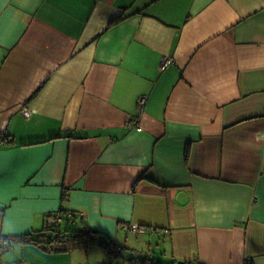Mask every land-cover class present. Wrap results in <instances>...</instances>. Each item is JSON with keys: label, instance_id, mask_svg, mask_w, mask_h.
I'll return each mask as SVG.
<instances>
[{"label": "crops", "instance_id": "obj_1", "mask_svg": "<svg viewBox=\"0 0 264 264\" xmlns=\"http://www.w3.org/2000/svg\"><path fill=\"white\" fill-rule=\"evenodd\" d=\"M0 136V264H264V0H0Z\"/></svg>", "mask_w": 264, "mask_h": 264}, {"label": "trees", "instance_id": "obj_2", "mask_svg": "<svg viewBox=\"0 0 264 264\" xmlns=\"http://www.w3.org/2000/svg\"><path fill=\"white\" fill-rule=\"evenodd\" d=\"M4 138V136H0ZM6 139V136H5ZM51 214L48 215L50 217ZM74 216V215H73ZM2 215L0 214V218ZM69 219V218H68ZM72 219H69L71 221ZM69 225V223H68ZM74 228H64L62 224L58 225H47L43 231H39L36 233L28 234L22 237H14L11 238L12 242H21V243H31L38 246L45 247L46 245H50L52 242H63V240H69V242H72L73 240H77V238L82 237V243L87 244L90 243L93 238L97 234L90 232L89 230H80L78 234L74 235L73 233ZM76 244V243H75ZM0 249L2 250V253L0 255H3V253L6 251V246L4 243H0Z\"/></svg>", "mask_w": 264, "mask_h": 264}, {"label": "built area", "instance_id": "obj_3", "mask_svg": "<svg viewBox=\"0 0 264 264\" xmlns=\"http://www.w3.org/2000/svg\"><path fill=\"white\" fill-rule=\"evenodd\" d=\"M172 63V60L170 59H165L162 63V68H166L167 66H169L170 64ZM141 104H143V100H141L140 102ZM25 115L27 117H29V112L28 111H25ZM73 217V214H70L69 218L72 219ZM63 221V218L57 214V215H54V216H50L48 217V225H58V224H61ZM135 231H137V228H134ZM2 253V250L0 249V254Z\"/></svg>", "mask_w": 264, "mask_h": 264}, {"label": "rangeland", "instance_id": "obj_4", "mask_svg": "<svg viewBox=\"0 0 264 264\" xmlns=\"http://www.w3.org/2000/svg\"><path fill=\"white\" fill-rule=\"evenodd\" d=\"M73 244H75L74 241L68 243V245H70V246L73 245ZM145 246H146V243H145ZM72 247H73V246H72ZM161 253H163V252H161ZM156 260H158V258H155V257L151 256V261H152V263H155ZM161 261H163V259H161ZM130 264H131V263H130Z\"/></svg>", "mask_w": 264, "mask_h": 264}, {"label": "water", "instance_id": "obj_5", "mask_svg": "<svg viewBox=\"0 0 264 264\" xmlns=\"http://www.w3.org/2000/svg\"><path fill=\"white\" fill-rule=\"evenodd\" d=\"M178 264H186L185 262H179Z\"/></svg>", "mask_w": 264, "mask_h": 264}]
</instances>
